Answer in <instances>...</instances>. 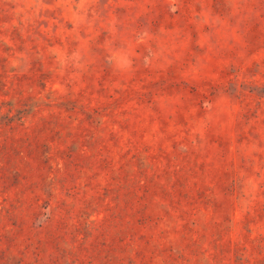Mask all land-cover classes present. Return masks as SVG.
<instances>
[{
	"label": "rangeland",
	"instance_id": "obj_1",
	"mask_svg": "<svg viewBox=\"0 0 264 264\" xmlns=\"http://www.w3.org/2000/svg\"><path fill=\"white\" fill-rule=\"evenodd\" d=\"M0 264H264V0H0Z\"/></svg>",
	"mask_w": 264,
	"mask_h": 264
},
{
	"label": "trees",
	"instance_id": "obj_2",
	"mask_svg": "<svg viewBox=\"0 0 264 264\" xmlns=\"http://www.w3.org/2000/svg\"><path fill=\"white\" fill-rule=\"evenodd\" d=\"M4 40V39H3Z\"/></svg>",
	"mask_w": 264,
	"mask_h": 264
}]
</instances>
